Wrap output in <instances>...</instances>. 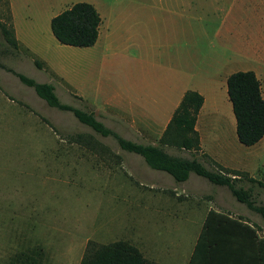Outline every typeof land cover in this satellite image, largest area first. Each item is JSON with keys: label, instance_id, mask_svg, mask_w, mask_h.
<instances>
[{"label": "rangeland", "instance_id": "1", "mask_svg": "<svg viewBox=\"0 0 264 264\" xmlns=\"http://www.w3.org/2000/svg\"><path fill=\"white\" fill-rule=\"evenodd\" d=\"M80 1L91 0H29L35 5L29 21L38 25L36 29L46 22L50 38L43 35L40 42L30 43L33 47L22 45L18 52L3 30L11 31L13 26L9 1L0 0V61L38 82L52 83L63 103L94 110L128 139L157 143L160 127L147 132L139 115L134 117L124 107L133 105L138 111L161 106L162 114L189 89L229 101L228 76L252 67L251 49L245 43L241 48L238 36L249 32L264 0H100L161 1L163 6L152 15L133 12L134 23L143 25L142 35L135 36L146 45L141 56L134 48L124 52L116 47L120 42H105L103 36L91 47L60 44L38 9L48 6L57 13ZM47 45H59L63 51L55 53ZM44 48L55 57L54 68L35 66L33 58H40L35 49L44 52ZM90 134L100 142L97 147L103 158L73 141L78 135L87 140ZM166 150L190 158L179 147ZM116 153L121 162L113 156ZM243 156L248 172L244 171L247 175H242L240 184L251 188L256 202L264 204V187L250 180L264 181V149L243 145ZM207 168L217 170L218 164L208 160ZM155 171L140 155L121 149L110 136L95 133L72 112L48 105L33 87L0 67V264H80L90 240L82 246L85 236L99 243L142 239L154 256L159 250L155 213L144 218L133 206V195L165 188L180 201L185 197L171 194L175 188L182 192L172 175L165 172L168 179L157 178ZM201 179L205 192L215 187ZM122 186L132 196L128 215L122 201L101 194H116Z\"/></svg>", "mask_w": 264, "mask_h": 264}, {"label": "trees", "instance_id": "2", "mask_svg": "<svg viewBox=\"0 0 264 264\" xmlns=\"http://www.w3.org/2000/svg\"><path fill=\"white\" fill-rule=\"evenodd\" d=\"M102 22L100 13L89 2H76L51 20V29L56 39L66 45L87 47L96 43ZM6 38L19 48L14 29H3ZM37 68H46L44 61L34 57ZM0 67L12 72L27 86L33 87L39 97L48 105L60 110L70 111L83 124L103 137H112L125 151L140 155L149 167L161 170L173 176L176 182L186 181L191 172L205 177L216 185L228 186L236 199L248 208L260 214L264 220V204H258L251 188L240 184L242 175L247 173L229 169L218 164L217 170L207 168L201 158L196 156L200 150V135L195 128L204 97L196 90H187L175 110L171 120L156 144L141 143L123 137L100 120L95 111L81 109L63 103L52 83L37 80L7 67L0 61ZM227 92L232 102L237 122V135L241 143L252 146L264 137V96L261 82L255 72L237 71L228 76ZM82 98V97H80ZM78 135L76 141L98 153L100 145L93 134L87 140ZM167 146H176L192 151L193 158L181 157L167 152ZM121 162L120 154L113 155ZM204 156V154H203ZM264 187V181L250 177ZM176 194V193H171ZM257 227L244 222L242 218H230L224 213L211 209L197 240L189 264H264V235L258 234ZM80 264H159L146 258L137 246L117 240L99 243L88 240Z\"/></svg>", "mask_w": 264, "mask_h": 264}, {"label": "crops", "instance_id": "3", "mask_svg": "<svg viewBox=\"0 0 264 264\" xmlns=\"http://www.w3.org/2000/svg\"><path fill=\"white\" fill-rule=\"evenodd\" d=\"M8 1L15 37L19 44L18 52H20L22 45L33 47L32 44H30L33 40L37 39V41L40 42V37L43 35H46L47 37L50 36L46 22H43L44 25L36 29L38 25L29 21V19L31 20V15H33V12L35 11V5L33 3L29 2V0ZM89 3L96 7L102 18L96 43L103 36L105 42H120L121 45L118 44L116 47H120L124 52H128L130 48H134L141 56V53L147 50L144 43L135 40V36L139 34L142 35L143 25L134 23L133 12L140 11L144 16H147L148 14L152 15L153 10L156 9V7L163 6L161 1H155L154 4H144L131 1L104 3L100 0H91ZM259 9L261 12L255 19H253L249 32L242 33V35L238 37H240L241 48L242 44L245 43V47L251 49V55L253 56L252 67L240 71L251 70L255 72L261 82L262 94L264 96V7H260ZM52 10L53 9H50V7L48 8V6L44 9H38V11L47 17L49 27H51L52 18L60 13L52 12ZM47 46L50 47L51 45ZM58 46L59 45H54L55 48H52L53 46H51L55 53L63 51L60 50V47ZM44 50V52H41L40 50L35 49L36 53L41 58L39 59L46 64V68L43 69H47L48 66L54 68L55 62L53 59L55 57L51 58L49 56L52 53L51 50L45 48ZM196 91L201 93L204 97V102L199 111L195 125V128L200 135L201 147L196 156L201 158L206 167L209 160L229 169L246 171L244 166L246 160H244L243 156L244 144L238 139L236 117L233 112V106L229 95V101L223 100L222 102L216 98L213 99L208 97L202 92V90ZM182 98L176 103L171 102L170 107L162 114L161 112L163 109L161 106L158 109L142 107L139 108V110L142 109L141 111H136L134 106L131 105L129 109L125 107L124 109L130 112L134 117L135 115H139L138 117L145 124L147 132L154 131L155 128L157 129L160 127V138ZM171 104L173 105L172 107ZM252 146H261L262 149H264V137ZM188 152L190 158H193L194 153L192 151ZM155 172L157 173L153 174L157 178L168 179V177L164 175L165 171L156 170ZM202 177L203 176L191 172L186 181L177 182L181 184L182 192H179L177 188H175L176 195L180 196L181 194H185L184 199L181 201L178 198L165 193V188H161L160 191H156L151 195H148L145 192H138L133 195L134 204L130 202L132 196H130L131 193L129 189H126L125 191L124 187L126 186L116 188V194L107 191L106 193L102 192L101 194L103 196L108 195L110 198L122 201L127 215L131 211L132 204L135 208H140L141 214L144 218H148V215L152 211V213H155L156 222L154 234L156 233L155 236L158 238L159 250L156 251L154 256L150 254L148 251V244L142 239L141 241H133L134 239L120 240H125L134 244L140 251L143 250V252H141L144 256L146 254V258L159 264H189L199 235L204 227L206 217L211 209L224 213L230 218H242L245 223L257 227L258 234L261 233L264 235V226L257 219L259 213L248 208L245 203L238 201L228 186L214 184L215 187H213L210 192H205L203 187L204 181L201 179ZM125 185L129 187V183H126ZM136 198L138 201L137 206L135 205ZM154 208L156 209L154 210ZM145 236L147 240V235L144 232L143 237L145 238ZM85 237H87V239H85ZM85 237L81 241L82 246L88 239L94 240L89 236ZM81 244L80 248H82Z\"/></svg>", "mask_w": 264, "mask_h": 264}]
</instances>
